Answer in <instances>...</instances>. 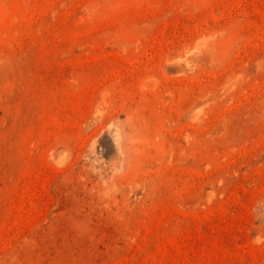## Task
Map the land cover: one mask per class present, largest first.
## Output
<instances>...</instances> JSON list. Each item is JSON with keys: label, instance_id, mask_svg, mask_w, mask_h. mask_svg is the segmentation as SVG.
I'll return each instance as SVG.
<instances>
[{"label": "rangeland", "instance_id": "374dc122", "mask_svg": "<svg viewBox=\"0 0 264 264\" xmlns=\"http://www.w3.org/2000/svg\"><path fill=\"white\" fill-rule=\"evenodd\" d=\"M0 264H264V0H0Z\"/></svg>", "mask_w": 264, "mask_h": 264}]
</instances>
